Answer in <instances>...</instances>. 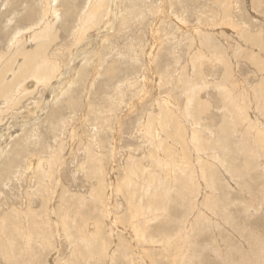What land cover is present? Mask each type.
<instances>
[{"label":"rangeland","instance_id":"obj_1","mask_svg":"<svg viewBox=\"0 0 264 264\" xmlns=\"http://www.w3.org/2000/svg\"><path fill=\"white\" fill-rule=\"evenodd\" d=\"M7 1L8 6L11 4L8 8ZM7 1L4 9L1 8L5 18L15 13L14 9L23 8L22 0L20 3ZM120 2L125 5L122 10L117 6L120 22L107 29L101 28V24L86 27L84 40L91 38L98 42L88 46L87 61L84 58L82 62L88 65V80L81 88L77 84L71 86L74 107L61 106V120L54 126L46 122V116L36 127L35 136L29 138V125L20 134L28 143L23 145L24 151L13 164H17L15 171L0 178V264H177L179 259L189 264H257L249 256L242 260L238 250H228L223 241L228 224L222 219L228 215L226 221L239 226L247 224L256 231H246L256 244H252L253 239L247 241L243 237L241 242L232 234L239 247L248 249L249 255L254 254V245H264V0H134L137 3L134 7L130 5L131 0H118L117 5ZM75 3L78 5L75 10L73 7L67 22L61 13L55 29L58 40L53 41L54 48L59 49L51 50L53 58H62L65 64L73 55L70 53L68 58L67 52L76 45L73 40L83 33H78L73 26L79 21L84 0ZM4 17L0 18L3 25L0 26L3 35L2 38L0 35V47L7 49L10 34L5 31L11 26H6ZM17 17L20 20L16 19V27H22L21 15ZM126 18L128 21L123 27ZM103 35L108 36L105 41L111 48L106 47ZM75 49L76 46L72 51ZM101 53L105 54L103 60ZM110 66L114 71L112 79L105 73ZM64 94L59 100L66 98ZM40 96L38 93L27 96L13 112L5 113L0 128L9 120L17 125L29 123L36 108L29 104L34 99L38 101ZM163 98L175 103V116L170 112L167 115L168 108L160 103ZM161 105L166 114L161 113ZM158 112L161 113L159 123L164 126L162 131L160 125L161 134L166 137L178 127L177 122L186 128L194 125V120L200 123L197 130L202 137L197 136L198 146L179 140L175 143L172 137L161 138L164 141L161 140L159 147L154 141L149 143L140 124L143 121L144 125L150 122L154 126L156 121L150 120L148 114ZM54 121L56 118L52 117L51 122ZM101 124H105L103 129ZM220 129L228 132L227 136ZM41 150L44 151L40 153ZM155 153L161 159L159 162ZM8 154L11 156L10 150ZM25 154L27 158L46 160L49 176L38 177L41 174L36 169L35 177L30 178L31 172L23 171ZM197 158L200 161L196 162ZM176 163L183 166V171L177 169ZM203 165L207 168L206 175L212 174L207 181L201 178ZM164 173L171 177L170 185L160 178ZM154 180L157 191H153ZM146 181L150 183L149 189L144 184ZM109 190L117 221L104 217L99 209L103 206L99 200L101 194L107 195ZM154 192L155 197L151 195ZM147 197L157 199L155 205ZM192 199H196V210ZM128 204L142 212L137 213L136 219L127 221L123 217ZM202 208L203 214L197 216ZM53 211L58 224L51 221ZM143 214L152 220L143 221ZM100 218L106 224L95 229L96 223L97 226L98 221L101 223ZM114 222L117 233L121 228L132 233V248L127 246L130 245L125 240L128 237L119 242L116 235L112 236ZM129 222L134 224L137 234ZM154 228L159 231L156 240L163 239L161 231L166 235L161 244H166L167 250L160 243L151 245L140 241L142 233L148 238ZM85 231L91 242L82 238ZM132 250L136 253H132L134 256L129 255ZM219 252L224 255L220 256Z\"/></svg>","mask_w":264,"mask_h":264},{"label":"bare ground","instance_id":"obj_2","mask_svg":"<svg viewBox=\"0 0 264 264\" xmlns=\"http://www.w3.org/2000/svg\"><path fill=\"white\" fill-rule=\"evenodd\" d=\"M7 0H0V18H2V16L4 17V13L3 11H1V8H3V5H5ZM14 2L18 1V0H13ZM26 1V3H25ZM30 1V2H29ZM75 1L77 0H22L23 3V8L20 10L14 9L13 13V9H12V15H10L9 17H4L5 18V24L6 26L10 25L11 27L8 30H4L5 32L9 31L7 34H10L7 40V49H4L2 47H0V99H2L3 101L0 100V122L3 120V115L5 113H10L13 112L15 110V107L18 106L23 99H28V97L33 96L34 93H38L41 94V98L36 101L34 99V101L32 100L31 103L29 104L30 106L32 105V107L34 108V106H36V108L34 109V113L35 116L30 117V122L29 123H21V124H15L17 122H13L12 120L7 121L5 124H3V127L0 128V178L8 172H14L15 171V165H13L14 163H17L15 160L17 158L20 157L21 153L24 151V147L23 145H25V143H28L25 140H22L20 134H23L24 129L26 128L27 125L31 126L28 129L31 131V133L29 134V138L35 136V131H37L36 127L39 126V124H42L45 121L46 116L47 117V121L49 124H51L50 126H54L57 121L61 120L60 118V109L62 108L61 106L65 105H69L70 107H74V104H76L75 102V98L73 96L74 92H70L71 90V86H73V84H77V87H83L84 83L86 82V80H88V75H89V71H87L88 65H82L84 58H85V62L87 61V54L89 53V48L88 46H90L91 44H95V42L97 43L98 41L96 40H92L91 38H89V40H84L85 38V34L87 33L88 28H86L87 26L90 25L91 28H93V26L98 27L101 24V28L103 29H107V27H110L112 24L116 23V22H120L121 18H118L116 15V10H117V6L120 10L123 9V6H125L123 3H119V5H117L118 0H84V4L81 7L80 11H79V21L77 22V24L75 25V27L73 26V29L76 28V30H78L79 32H82V34L79 33V36L76 37L75 40H73V43H75L76 45V49L75 51H72V48L68 49V58L70 53H73V55L71 56L70 60L68 63L65 64V62H63V59L61 58H53V53L51 50L53 49L54 51H58L59 48H54L53 45V41L58 40L56 39L58 37V32L55 30L56 26L58 24L59 21H61V13L64 16V21L67 22L69 17L71 18V13L76 9L77 7V3H75ZM122 1V0H121ZM139 1V0H138ZM9 2H12L11 0H9ZM21 2V0H19V3ZM141 2V1H140ZM174 2V1H173ZM8 1L6 3L7 8L11 6V4L8 6ZM137 4L134 2V0H131L130 5L132 7H134ZM17 6V5H16ZM22 7V5H20ZM114 8L112 9L111 8ZM14 7V5H13ZM74 7V10H73ZM129 8V7H128ZM142 8V7H141ZM232 8V7H231ZM131 9V8H130ZM161 9V8H160ZM16 10V11H15ZM127 11V9H126ZM140 11V10H139ZM172 11V10H171ZM234 11V10H233ZM20 12H22L21 14H19ZM119 12V11H118ZM120 13V12H119ZM132 13V12H130ZM226 13V11H225ZM38 14V16H37ZM21 15V26L16 27L17 23L19 22V18L17 16ZM137 16H135L134 18H136ZM18 18V22L17 19ZM24 19V20H23ZM133 19V18H132ZM2 19H0L1 21ZM16 21V22H15ZM127 18L125 19V24H123V27H125V25L127 24ZM226 24V22H225ZM2 25V24H1ZM0 25V26H1ZM3 26V25H2ZM5 26V27H6ZM2 28V27H1ZM4 29V27L2 28ZM6 29V28H5ZM13 29L11 32L10 30ZM152 29V27H151ZM54 31H56L54 33ZM3 33V32H2ZM209 33V32H208ZM215 33V32H214ZM104 34V32H103ZM201 34V33H200ZM1 35V34H0ZM250 35V34H249ZM252 35V34H251ZM3 35H1L2 38ZM5 37V36H4ZM108 36H104L103 35V39L104 42L107 45V41L106 38ZM251 37V36H250ZM206 38V37H205ZM245 38V37H244ZM82 39V40H81ZM49 40V41H48ZM62 40V39H61ZM195 40V39H194ZM204 40V39H203ZM254 40V39H253ZM80 41V43H82L81 45L78 44V42ZM205 41V40H204ZM199 42V41H198ZM217 42V41H215ZM252 42V41H251ZM256 42V41H255ZM192 43V42H191ZM217 44V43H216ZM79 45V46H78ZM224 45V44H223ZM63 46V45H61ZM203 46V45H202ZM106 47H109V45H107ZM206 47V46H205ZM216 47V46H215ZM214 47V48H215ZM62 48V47H61ZM111 48V47H109ZM192 48V47H191ZM201 48V47H199ZM198 48V49H199ZM67 49V48H66ZM194 49V48H193ZM241 49V48H240ZM63 50V49H62ZM200 50V49H199ZM202 50V49H201ZM205 50V49H204ZM263 51V50H262ZM261 51V52H262ZM93 54L92 56L95 55V50H93ZM249 52V51H248ZM60 56V55H59ZM57 56V57H59ZM153 56V55H151ZM261 56V55H260ZM55 57V56H54ZM101 59L105 57V54L101 53L100 54ZM103 60V59H102ZM227 61V60H226ZM259 61V60H258ZM65 64V65H64ZM95 64V63H94ZM64 65V66H62ZM259 65V64H258ZM263 65V64H262ZM114 66V65H113ZM113 66L109 67L108 70H105L107 73L106 75L109 77V79H112V74H113ZM254 66V65H253ZM261 66V65H260ZM91 67V66H90ZM262 67V66H261ZM186 68V67H185ZM259 68V67H258ZM115 69V68H114ZM184 69V68H183ZM262 70V69H261ZM264 70V69H263ZM263 73V72H262ZM130 75V74H129ZM115 76V75H114ZM262 76V75H261ZM264 78V77H263ZM77 80V81H76ZM230 81V80H229ZM78 82V83H77ZM226 82V81H225ZM228 82V81H227ZM260 82V81H258ZM190 83V82H189ZM187 84V83H186ZM259 84V83H257ZM86 85V84H85ZM252 87V86H251ZM85 88V86H84ZM228 88V87H227ZM29 89V90H28ZM261 89V88H260ZM82 90H84L82 88ZM81 90V91H82ZM46 93V96H44L43 94ZM65 93V94H64ZM89 93V91H88ZM66 95V98L63 100H59V98L62 95ZM95 94V93H94ZM253 95V94H252ZM262 95V94H260ZM259 95V96H260ZM78 96V95H77ZM91 96V95H90ZM171 96V95H170ZM33 98V97H32ZM231 99V98H230ZM79 100V99H78ZM87 100V99H86ZM160 100V99H159ZM162 104H164L168 109V114L167 115H171L169 114L172 113L174 116L175 114L173 113V107L175 103H171L172 101L168 100L167 98H163L160 100ZM234 101V99H233ZM263 102V101H262ZM39 103H41L39 105ZM159 103V104H160ZM226 104V103H225ZM89 105V104H88ZM259 105V104H258ZM223 106V105H222ZM263 106V105H262ZM76 107V106H75ZM160 108L163 107L162 105L159 106ZM259 107V106H258ZM236 110L239 109L238 106H235ZM163 108H161L162 110ZM181 109V108H180ZM246 109V108H245ZM260 109V108H259ZM32 111V110H31ZM30 112V111H29ZM33 112V111H32ZM176 112V111H175ZM242 112V111H241ZM255 112V111H254ZM74 113V112H73ZM162 114H166L164 113V110L161 111ZM160 112H158L157 115H153L152 113H149L148 116L150 117V120L154 119V121H156L155 125L153 126L152 124L154 123H150L148 122L147 125H144L145 122H141L140 126H141V130L143 131V135L146 137L147 141H149V143L151 142H155V146L159 147V144L161 143V138L166 137L165 135L163 136V134H161V130H160V125L162 126L161 129L164 127L162 125V123H159V119H160ZM209 113V112H208ZM244 114V113H243ZM242 114V115H243ZM255 114V113H254ZM8 115V114H7ZM82 115V114H81ZM166 115V116H167ZM209 115V114H208ZM233 115V114H232ZM257 115V114H256ZM50 116V117H49ZM54 117V119L56 118V121H54L55 123L51 122V118ZM146 116V114L144 115ZM225 115H223V119H225L224 117ZM234 116V115H233ZM248 116V115H247ZM173 117V116H172ZM222 117V116H221ZM17 118V117H16ZM50 118V119H49ZM168 118V117H167ZM182 118V117H181ZM199 118V117H198ZM227 118V116H226ZM5 119V118H4ZM148 119V117H147ZM166 119V118H165ZM245 119V118H244ZM95 120H98V118H96ZM95 125H97V121H95ZM100 120V119H99ZM167 120V119H166ZM172 120V119H171ZM249 120V119H248ZM252 120V118H251ZM4 121V120H3ZM180 121V120H179ZM183 121V120H182ZM197 121V120H196ZM199 121V120H198ZM222 121V120H221ZM243 121V120H241ZM246 121V120H245ZM147 122V120H146ZM168 122V120L166 121ZM213 122V121H212ZM239 122V121H238ZM238 122L236 124H238ZM20 123V122H19ZM159 123V126H157ZM178 123V124H177ZM175 124L178 125V127H176L173 132L171 133H167V137L165 139H167L168 137H172L173 141L176 143L178 140L179 142L181 141H185V142H194L195 145H197L196 143L197 141V136L198 137H202L200 134V130L197 126L200 123H196L194 120V125H191L190 128H186L187 126L181 124L180 122H177ZM229 123V122H228ZM247 123H249L247 121ZM167 124V123H166ZM223 124V123H221ZM258 124H260L258 122ZM2 125V124H1ZM108 125V124H107ZM106 125V126H107ZM228 125V124H227ZM252 125V123H251ZM185 126V127H184ZM221 126V125H220ZM105 124H101L100 128H104ZM108 127V126H107ZM169 127V126H168ZM253 127V126H252ZM171 128V127H170ZM220 128H224V126L220 127ZM185 129L188 130V133H186ZM93 130V129H92ZM140 130V131H141ZM164 129H162L163 131ZM181 131L178 133V131ZM221 130V129H220ZM219 130V131H220ZM225 131V128L223 129ZM221 130V132L223 131ZM260 130V129H259ZM141 131V132H142ZM223 131V136L224 134L227 136V133H224ZM263 131V130H261ZM95 135L96 133L93 132ZM263 133V132H262ZM187 134V136L185 137V135ZM238 134V133H237ZM222 135V133H221ZM219 134V137L221 136ZM259 135H261V133L259 132ZM74 137V136H73ZM264 137V136H263ZM16 138V139H15ZM222 138V136H221ZM15 139V140H14ZM72 139V138H71ZM224 139V137H223ZM226 139V138H225ZM259 139V138H258ZM14 140L12 143L8 144L9 141ZM101 140V138H100ZM228 140V139H226ZM260 140V139H259ZM262 140V139H261ZM164 141V140H162ZM216 142V141H215ZM209 143V142H208ZM224 143V142H223ZM74 144V143H73ZM201 144V143H200ZM42 145V144H41ZM64 145V144H63ZM154 145V144H153ZM190 145V144H189ZM210 145V144H209ZM12 146V147H11ZM14 146V148H13ZM45 146V145H44ZM47 146V145H46ZM45 146V147H46ZM115 146V145H114ZM198 146V145H197ZM211 146V145H210ZM8 147V149H7ZM17 147V148H16ZM195 146L191 145V148ZM208 147V146H207ZM264 147V146H263ZM44 148V147H42ZM47 148V147H46ZM187 148V147H186ZM211 149V148H210ZM11 151V156H9V154L7 155L8 151ZM172 150V149H171ZM41 150L40 153H42ZM264 151V150H263ZM10 153V152H9ZM156 157H157V153H155ZM26 157V154L23 156V158ZM156 161L159 162L161 159L160 157H157ZM25 158V159H26ZM23 161V160H22ZM66 161V160H65ZM113 161V160H112ZM200 160L197 161L198 162ZM20 162V161H19ZM25 162V161H24ZM23 162V163H24ZM189 162L191 163V161L189 160ZM21 163V162H20ZM211 163V162H210ZM63 164V163H61ZM141 164V163H140ZM198 164V163H197ZM200 164V163H199ZM25 165V167H24ZM23 165V171L27 170L29 171V173L31 172V177L33 178L35 176V170L39 169V173L41 175H38V177H48L49 176V164L46 160L40 158V159H35L32 158L31 156L27 158V161L25 162V164ZM152 165H156V164H152ZM210 165V164H209ZM182 166V165H181ZM205 165H203V167L200 169L201 172V178L203 180L206 181L208 178H210L212 176V174L209 171V175H206L207 172V168H204ZM207 166V165H206ZM19 167V166H17ZM102 167V166H101ZM100 167V168H101ZM176 167L178 170H182V167L179 166L178 163H176ZM14 169L13 171L11 169ZM211 168V166L209 167ZM208 168V169H209ZM213 168V167H212ZM21 169V168H19ZM19 169H17V171H19ZM215 169V168H214ZM217 170V169H216ZM26 171V172H27ZM101 171V170H100ZM106 171V170H105ZM183 171V170H182ZM25 172V171H24ZM103 172V171H102ZM101 173V172H100ZM216 173V172H215ZM187 176H189L188 173H186ZM239 174V173H238ZM8 175V174H7ZM102 175V174H101ZM107 175V173H106ZM110 175V174H109ZM19 176V175H18ZM29 176V175H28ZM33 176V177H32ZM103 176V175H102ZM166 179V183L167 185H170L171 183V177L169 176H164L163 174L161 175L160 178ZM176 177V176H175ZM11 178V177H10ZM158 178V180L160 179ZM188 178V177H187ZM28 179V178H27ZM173 179V178H172ZM102 180V179H101ZM186 181V180H184ZM110 182V181H109ZM156 180H154V190L153 191H157L156 188L158 187V184H155ZM131 183V182H130ZM142 183V182H141ZM181 183V182H180ZM183 183V182H182ZM198 183V182H197ZM206 183V182H205ZM32 184V183H31ZM145 185H147L146 189H149L150 187V183L148 181L144 182ZM209 185V184H208ZM143 184L140 185V187H142ZM258 186V185H257ZM62 187V186H61ZM64 187V186H63ZM209 187V186H207ZM170 190V187H167ZM184 188V187H183ZM188 188V186H187ZM111 190V189H110ZM108 191L107 195H105V193L103 192L101 194L102 197L99 198L100 201H102V207L99 208L101 210V214L105 217L109 216L111 218V220H115L117 221V217H115V213L113 212L114 209V204L111 203V195L112 192ZM204 190V189H203ZM107 192V191H106ZM120 192V191H119ZM161 192V190H160ZM165 194L168 192L167 190L163 191ZM184 192V191H183ZM202 192V191H201ZM162 193V194H164ZM186 193V191H185ZM154 194L153 197H155V192L151 193V195ZM178 194V193H177ZM199 194V193H198ZM203 194V193H202ZM207 194V192H206ZM141 195V193H140ZM139 195V197H140ZM169 195V194H168ZM183 196V195H181ZM185 196V195H184ZM98 197V196H97ZM179 197V196H178ZM198 197V196H197ZM195 197V198H197ZM204 197V196H203ZM165 198V196H164ZM177 198V197H176ZM261 198V197H260ZM264 198V197H263ZM126 199L128 200L129 197L127 196ZM161 199V197H160ZM206 199V197H205ZM262 199V198H261ZM52 200V199H51ZM148 202H150L153 205H155L156 201L153 200L151 197H147ZM193 203H194V210L195 207L197 206V204L195 203L196 199H192ZM114 201V200H113ZM204 201V200H203ZM263 201V200H262ZM162 202V200H161ZM97 203V202H96ZM127 203V202H126ZM147 203V201H146ZM99 205V202L97 203ZM113 204V205H112ZM116 202H115V206H116ZM147 205V204H146ZM150 205V204H149ZM157 205V204H156ZM53 206V205H52ZM100 207V206H99ZM158 207V206H157ZM165 207V206H164ZM54 208V207H51ZM148 208V207H147ZM160 208V207H159ZM197 208V207H196ZM50 209V208H49ZM64 209V208H63ZM61 210V209H60ZM127 213L126 216L123 217L125 219L128 218L131 220L133 218L136 219V215L137 213L142 212V210L140 209H136V208H132L130 206V204L127 205ZM202 210V211H201ZM66 211V210H65ZM188 211V210H187ZM136 212V213H135ZM148 212V211H147ZM203 208L198 210L197 212V216H200V214H203ZM100 213V212H99ZM52 216L54 217L52 223L53 224H58V220H57V214L55 215V212L53 211ZM64 214V213H63ZM155 215V213H153ZM114 215V216H113ZM143 214L141 216V219L147 220V222H149L152 219H147V217H144ZM206 215V214H205ZM157 216V215H156ZM155 216L154 219H156L157 217ZM231 216V215H230ZM182 217V215H181ZM184 217V215H183ZM182 217V218H183ZM228 217V215H225L223 217V221L225 223L228 224V227L225 228V234L227 233V235H225L223 241L226 242L227 246H228V250L230 251H237L241 252L240 257L245 260H247V256H249V258L253 259L257 264H264V249L263 251L262 248H264V245L261 246L260 243L258 245V249H257V245H254L253 251L252 253H254L253 255H249V251L246 247H239L238 243H236V241L234 240V238L236 239V237H238L239 241H242L243 238H245L247 241L248 240H252L253 237L251 236V234L246 233V231H248L250 229V232L255 231L252 230V228H249L250 226H248L247 224H244L243 226H239L237 224L234 225V223L232 224V222H230V220L226 221V218ZM149 218V217H148ZM197 218V217H196ZM52 219V218H51ZM104 218H100V222L98 221V227L97 223L95 225V229H101L102 226H104L106 223L103 222ZM140 219V218H139ZM212 219V218H211ZM82 220V219H81ZM119 220V219H118ZM208 220V219H206ZM217 220V219H216ZM215 220V221H216ZM221 220V221H222ZM120 221H124L121 220ZM142 221V222H143ZM210 221V220H209ZM213 221V220H212ZM233 221V220H232ZM50 222V221H48ZM56 222V223H55ZM253 222V221H252ZM1 223V222H0ZM116 222H114L112 229V236L114 237L116 235L117 239L119 242H123V240L121 239H125V236L127 239H125L126 241L129 240L130 245L127 242V246H130L131 248L133 247L132 241H130V239H133L132 233L125 231L124 229H120L121 232H116L117 229V224H115ZM140 223V222H139ZM211 224H214L213 222H210ZM221 223V222H220ZM91 224V223H90ZM129 224H131L132 226V230L136 232L137 234V230H135V226L133 223L129 222ZM141 224V223H140ZM157 224V223H156ZM93 225V224H92ZM144 225V223L142 224ZM250 225H253L252 223H250ZM94 226V225H93ZM117 226V227H116ZM221 228H223V223H221ZM2 227V226H1ZM60 227H61V223H60ZM90 227V226H89ZM124 227V226H123ZM215 227V226H214ZM65 228V227H64ZM125 228V227H124ZM59 229V228H58ZM92 229V226L91 228ZM103 229V228H102ZM143 229V228H142ZM158 228H154L152 229L150 232L149 230H145V232H149L148 234V238L145 237V235L143 236L141 234V238L140 241L142 243H145V241H147L149 244H157V243H162V241H164L166 239V235L161 231L160 236L163 237L162 240H156L155 236L159 235V231L157 230ZM161 229V227H160ZM254 229V228H253ZM63 230V229H62ZM157 231V232H156ZM89 232V230H88ZM87 231H85L84 234H82V238L84 237L86 241H88L89 239L87 238V235L89 234ZM172 232V231H171ZM223 232V230H222ZM256 232V231H255ZM254 232V233H255ZM93 233V232H92ZM221 233V232H220ZM224 233V232H223ZM230 233V234H229ZM253 233V234H254ZM216 232L213 234L215 235ZM237 235L236 237H233V235ZM64 235V234H63ZM70 235V234H68ZM255 235V234H254ZM101 237V236H100ZM158 237V236H157ZM217 239V236H215ZM243 237V238H242ZM93 238V236H92ZM112 238V237H111ZM232 238V239H230ZM262 238V237H261ZM161 239V238H160ZM212 239L213 236H212ZM211 239V240H212ZM214 239V240H216ZM237 239V241H238ZM93 240V239H92ZM116 240V239H115ZM258 240V238L256 239ZM261 240V239H260ZM90 241V240H89ZM125 241V242H126ZM213 241V240H212ZM238 241V242H239ZM91 242V241H90ZM217 242V241H216ZM257 241H255L253 239V243L252 244H256ZM139 240H138V244H139ZM86 244V243H85ZM99 244V243H98ZM118 244V243H117ZM224 244V243H223ZM224 244V245H226ZM102 245V244H100ZM99 245V246H100ZM126 246V249H127ZM137 246V245H136ZM104 247V246H103ZM105 247L107 248V245L105 244ZM122 247V246H121ZM144 247V246H143ZM162 249H166L167 250V246L166 244H161ZM76 248V247H75ZM94 248V247H93ZM99 248V247H98ZM101 248V247H100ZM142 248V247H141ZM141 248H136V249H141ZM146 249V247H144ZM149 248V247H148ZM217 247L214 248L215 251H218V249H216ZM121 249V248H120ZM128 249H130L128 247ZM233 249V250H231ZM255 249L257 251H255ZM100 250V249H99ZM108 250V248H107ZM134 250V249H133ZM133 250L131 252H129V255H133L135 252H133ZM88 251H90V248H88ZM138 250H136L137 252ZM243 251V252H242ZM146 251H143V253ZM88 253V252H87ZM93 253V251H92ZM133 253V254H132ZM148 253V252H146ZM153 253V252H152ZM221 252H219L220 255ZM107 254V253H106ZM136 254V253H135ZM197 254H199V252H197ZM130 255V256H131ZM146 255V254H145ZM159 255V254H158ZM218 255V256H219ZM224 255V254H223ZM222 254L220 256H223ZM237 255V254H236ZM134 256V255H133ZM140 256V255H139ZM239 257V258H240ZM225 258V257H223ZM247 258V259H246ZM262 258V259H261ZM208 263L210 262V259L206 256L205 258ZM204 259V260H205ZM182 259H179L177 264H189L187 261H181ZM203 260V261H204ZM223 260V259H222ZM206 261V262H207ZM263 261V262H262ZM51 262V261H50ZM69 262V261H68ZM240 262V261H239ZM250 262V261H248ZM252 262V261H251ZM162 263V262H161ZM198 263V262H197ZM216 263V262H215ZM135 264V263H134ZM202 264V262H201ZM222 264V263H221ZM244 264V263H243Z\"/></svg>","mask_w":264,"mask_h":264}]
</instances>
